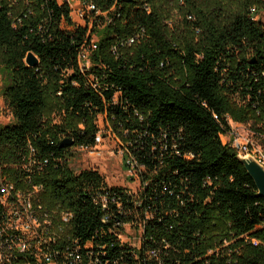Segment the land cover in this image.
<instances>
[{
    "label": "trees",
    "instance_id": "trees-1",
    "mask_svg": "<svg viewBox=\"0 0 264 264\" xmlns=\"http://www.w3.org/2000/svg\"><path fill=\"white\" fill-rule=\"evenodd\" d=\"M80 1L106 16L82 26L66 0H0L13 116L0 126V198L2 182L38 189L59 264H264V199L223 141L230 119L264 150V0ZM100 117L136 165L139 191L69 167L75 149L96 146ZM5 215L0 201V233ZM126 226L141 231L139 247L121 240ZM12 264L37 260L31 250Z\"/></svg>",
    "mask_w": 264,
    "mask_h": 264
},
{
    "label": "built area",
    "instance_id": "built-area-1",
    "mask_svg": "<svg viewBox=\"0 0 264 264\" xmlns=\"http://www.w3.org/2000/svg\"><path fill=\"white\" fill-rule=\"evenodd\" d=\"M77 1L81 5V11L78 15V18L82 19L83 23H80L78 21L76 22L75 20H73L71 0H66V2L69 4L71 8V19L76 24L84 26L86 24V20H87L86 18L92 17L94 21L99 16H104V17L106 16V14H103L100 11H98L94 5L92 4L85 5L82 3V1L80 0ZM252 12L254 13L255 10H252ZM94 38L95 37H93L92 39L91 45L87 49L82 50L78 56V63L82 71L89 69L91 67L90 54L93 50H95L96 47L94 46V44L97 41V40L94 41ZM130 43H133V40H131ZM229 123L231 126L230 119H229ZM234 135L235 132L232 129L227 136L232 138ZM100 142H101V136L99 131L96 137V145L97 143ZM231 147L238 153L239 156L247 155L246 157H248L251 154H253L256 157V160L260 164L264 165V150L262 149L261 146H260V150H253V148L249 146V143L243 145L239 143H233ZM81 149H90V148L81 147ZM130 160L132 161V165H134L136 168V165L134 164L133 160L131 158ZM139 190H140V185H139ZM32 192L24 193L18 191L13 183H6V182L1 183L2 195L0 201L6 208V215H5V227L0 233V264H12L13 260L17 257V255H25L31 250H33L35 254L37 264H59L57 260L58 257H60V252L57 249L49 248L48 244L50 241L45 240L42 237L45 232V225L47 223L46 221L43 223L40 221L39 217H37V213L40 207L36 209L34 206L35 203L33 200H34L35 192L37 193L38 189L35 188L34 192L33 193ZM138 232H140L141 235V231ZM140 235H139V245L134 247L140 246ZM122 236L120 237L121 240H122ZM37 240L39 241L38 242L39 244H35ZM41 244L47 245V247L44 248L45 250H43L40 247ZM64 256H65L64 258L68 259V257L71 255L66 254Z\"/></svg>",
    "mask_w": 264,
    "mask_h": 264
},
{
    "label": "rangeland",
    "instance_id": "rangeland-1",
    "mask_svg": "<svg viewBox=\"0 0 264 264\" xmlns=\"http://www.w3.org/2000/svg\"><path fill=\"white\" fill-rule=\"evenodd\" d=\"M72 17L76 22L83 23L82 19L78 18L81 11V5L77 0H71ZM182 6V5H180ZM174 18L179 20V14L175 12ZM256 19L264 27V9L256 13ZM97 39L94 38V41ZM8 82V77L4 72H0V126L13 123L11 111L5 105L3 98V90ZM101 142L90 149H76L73 156L68 159L69 167L79 173L86 169H96L105 178L109 185L124 186L135 192L139 190V179L136 174V168L132 165L130 157L127 155L126 148L119 137L116 128L110 122L105 121L104 117L99 118ZM232 129L235 135L231 138L224 137L225 143H239L241 145L249 143L253 150H260L259 139L250 131V126L247 124H238L231 121ZM247 156V155H246ZM243 156V157H246ZM248 157H256L251 154ZM140 232L126 227L122 240L129 243L131 246L139 245Z\"/></svg>",
    "mask_w": 264,
    "mask_h": 264
},
{
    "label": "water",
    "instance_id": "water-1",
    "mask_svg": "<svg viewBox=\"0 0 264 264\" xmlns=\"http://www.w3.org/2000/svg\"><path fill=\"white\" fill-rule=\"evenodd\" d=\"M26 64L30 67H36L38 64L37 58L33 54H29L26 59ZM70 146V142H64L63 146ZM240 164L245 168L248 176L252 179L258 194L257 196L264 199V165L260 164L253 157L238 156Z\"/></svg>",
    "mask_w": 264,
    "mask_h": 264
}]
</instances>
